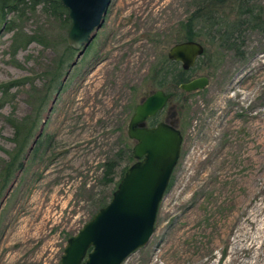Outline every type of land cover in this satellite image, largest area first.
Wrapping results in <instances>:
<instances>
[{
  "label": "rangeland",
  "instance_id": "1",
  "mask_svg": "<svg viewBox=\"0 0 264 264\" xmlns=\"http://www.w3.org/2000/svg\"><path fill=\"white\" fill-rule=\"evenodd\" d=\"M250 1L264 19V0ZM192 2L113 0L96 39L64 82L65 62L48 95L68 31L42 6L10 16L14 28L0 33V264H60L113 190L102 178L119 148L117 128L127 129L131 107L155 91L150 71L183 39ZM240 33L237 52L202 42L216 64L221 58L216 69L199 66L195 78L210 79L205 90L171 91L170 111L181 107L172 119L184 137L181 157L152 239L124 264H264V23ZM38 111L35 137L3 188L15 125L35 122Z\"/></svg>",
  "mask_w": 264,
  "mask_h": 264
},
{
  "label": "water",
  "instance_id": "2",
  "mask_svg": "<svg viewBox=\"0 0 264 264\" xmlns=\"http://www.w3.org/2000/svg\"><path fill=\"white\" fill-rule=\"evenodd\" d=\"M113 0H60L68 13L70 26L67 45L77 52L68 78L86 50L103 28ZM200 41H183L168 51V59L190 71L205 54ZM206 76L181 84L185 93L205 90ZM172 96L157 90L138 104L128 125V137L135 141V162L113 192L109 203L70 238L60 264H124L138 250L146 247L156 231L160 205L170 186L184 142L182 132L167 123L146 128L144 124L162 112ZM36 136L30 154L42 134ZM12 189V186L9 190Z\"/></svg>",
  "mask_w": 264,
  "mask_h": 264
},
{
  "label": "trees",
  "instance_id": "3",
  "mask_svg": "<svg viewBox=\"0 0 264 264\" xmlns=\"http://www.w3.org/2000/svg\"><path fill=\"white\" fill-rule=\"evenodd\" d=\"M251 5L250 0H193L192 13L189 15L188 20L181 22L179 25L180 33L184 34L181 42H207L208 45L215 48L237 52L239 49L238 41L241 39V25L246 26L250 30L262 31V24L264 23L262 11L255 5L250 7ZM39 6H42L47 14L58 19L65 31H68L70 26L68 13L60 0H0V33L2 30L14 28L9 21L10 16L15 14L24 16L27 12H34ZM233 16L236 18L234 23L231 22ZM31 40L32 39L27 41L26 44L30 43ZM74 53L73 49H67L66 55L59 63L58 79L61 77L60 73L64 71L65 62L68 63V65L73 62ZM203 58L204 61L197 63L194 69L184 71L180 64L170 62L167 56H164L157 62V65L152 67L150 71V80L156 87L161 88L162 90L164 89L168 93H172L171 91L174 87L178 89L181 84L189 82L195 76L199 66L204 64L206 67H209L211 53L208 50L205 51ZM220 59L221 58L217 56L216 60L218 63L216 68L220 65ZM161 63H163V68L159 69ZM52 88L53 87L50 86L47 88V95L52 91ZM173 97H177L174 92ZM133 110L134 107H131L130 116L133 113ZM39 113L40 112L38 111L36 114L35 122L33 118L31 119V117H28L25 121L18 122L15 125V142L17 148L15 152L11 154V164L8 163L1 175V179L3 180H1V184L3 185V188L8 184L12 177V165L19 162L20 157L25 154L32 138L35 137L34 133L40 123L38 120ZM117 129L121 133L119 148L114 157L105 163L104 175L102 178L105 187L110 188L114 186V188L111 190L108 197L106 196L107 193L104 194L103 198L99 201L96 213L108 204L113 192L116 190L119 184V180H116L118 171L122 168L123 163L132 164L135 162L133 148L126 133L125 123L122 122ZM130 165L122 170L121 179Z\"/></svg>",
  "mask_w": 264,
  "mask_h": 264
},
{
  "label": "flooded vegetation",
  "instance_id": "4",
  "mask_svg": "<svg viewBox=\"0 0 264 264\" xmlns=\"http://www.w3.org/2000/svg\"><path fill=\"white\" fill-rule=\"evenodd\" d=\"M246 1H248V0H246ZM250 7H252V5L250 6ZM213 35V34H212ZM240 41V40H239ZM238 41V46H239V44H241V42H239ZM90 47V46H89ZM88 50V49H87ZM87 50H86V52H87ZM74 52H76V51H74ZM85 52V53H86ZM77 53V52H76ZM85 55V54H84ZM83 55V56H84ZM241 55V54H240ZM82 56V57H83ZM81 57V58H82ZM167 58H168V56H167ZM75 59H73V61H74ZM80 61V60H79ZM170 61V60H169ZM170 62H173V63H177V62H174V61H170ZM73 62H71V63H69V65H68V71L71 69V64H72ZM209 63H210V67H212V69H216V67H217V64L215 63V57H214V55L213 54H211V58H210V61H209ZM178 64H180V63H178ZM181 65V64H180ZM64 66V65H63ZM77 66V65H76ZM75 66V67H76ZM75 67L74 68H72V70H71V72H70V74H69V76L71 75V73H72V71L75 69ZM181 67H182V65H181ZM163 68V63H161L160 64V66H159V69H162ZM68 71H67V73H68ZM67 73H66V75H67ZM56 77V78H55ZM55 77H53L51 80V82H52V84L50 83V87H53L52 88V90H54V88H55V83L58 81V77L59 76H55ZM195 78V76L192 78V79H194ZM196 78H198V77H196ZM209 78V77H208ZM191 79V80H192ZM190 80V81H191ZM210 80V79H209ZM189 81V82H190ZM63 86V84H61V87ZM154 86V88H155V91H157V90H160L161 88H158V87H156L155 85H153ZM61 87H59V90H60V88ZM164 90V89H163ZM154 91V92H155ZM153 92V93H154ZM167 92V91H166ZM152 93V94H153ZM168 93V92H167ZM168 94H171V96H172V98H171V100H170V102L168 103V105L166 106V108L162 111V112H160L157 116H155L154 118H151V119H149L145 124H144V127H146V128H152V127H156L157 125H159L160 123H167V124H170V125H173L174 127H176L177 129H179L180 130V126H178V125H176L175 124V122H173L172 121V119L178 114V120H179V116L181 115V113L179 112L180 111V108L181 107H179L178 106V108H179V110L177 111V113L176 112H174V111H170V109H169V105H170V103H171V101L173 100V99H175L174 97H173V93H168ZM150 96V95H149ZM145 100V99H144ZM143 100V101H144ZM142 101V102H143ZM142 102H140V103H142ZM45 107V106H44ZM136 108V107H135ZM135 108H134V110H133V113L131 114V117L133 116V114H134V112H135ZM162 115H164L163 116V120H160L159 121V118L162 116ZM131 117L129 118V122H130V119H131ZM181 120V119H180ZM128 125H129V123H128ZM181 131V130H180ZM126 133H127V136H128V126H127V129H126ZM129 138V137H128ZM130 139V138H129ZM130 141L131 142H133L134 144H135V141H132L131 139H130Z\"/></svg>",
  "mask_w": 264,
  "mask_h": 264
}]
</instances>
